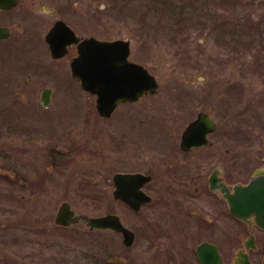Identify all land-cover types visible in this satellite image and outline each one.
<instances>
[{
	"label": "rangeland",
	"instance_id": "374dc122",
	"mask_svg": "<svg viewBox=\"0 0 264 264\" xmlns=\"http://www.w3.org/2000/svg\"><path fill=\"white\" fill-rule=\"evenodd\" d=\"M81 2V33L130 39V60L147 67L159 87L105 118L69 66L25 87L27 74H9L0 62V264H199L194 248L206 238L224 246L230 264L246 227L228 214L208 224L213 196L202 193L204 205L191 200L202 182L185 178L184 169L208 173L226 148L229 180H246L264 162V0ZM43 85L54 88L48 107L39 106ZM200 110L217 130L189 162L172 152L171 140L178 143ZM158 138L164 149H151ZM55 148L65 154L52 170ZM127 170L152 175V202L139 212L113 202L111 175ZM181 174L188 186H178ZM62 202L91 216L116 212L134 231L133 243L125 247L120 234L83 223L57 225ZM263 250L254 264H262Z\"/></svg>",
	"mask_w": 264,
	"mask_h": 264
},
{
	"label": "flooded vegetation",
	"instance_id": "af4514ba",
	"mask_svg": "<svg viewBox=\"0 0 264 264\" xmlns=\"http://www.w3.org/2000/svg\"><path fill=\"white\" fill-rule=\"evenodd\" d=\"M83 16H84L83 4L81 0H0V62L1 64L4 66L5 70H7L9 74L13 72H16L17 74H27V78L23 82V85L25 87L28 86L27 84H29L30 80L36 75H48V74L61 75L66 73V69L70 65L71 60L77 54V44L84 37L93 36L99 38L96 35L92 34L93 32L81 33L79 27L80 25L79 23H81V20L79 22V19H81V17ZM92 29H94L93 26ZM99 39L126 40L129 42V46L131 47V41L130 39L127 38L102 37ZM35 55L37 60L34 59ZM130 55H131V49L129 50L128 60H130ZM42 90L46 91L45 96L47 97V100H49L48 106H50L51 97L54 88L51 86L43 85L41 91ZM39 103H41L40 95H39ZM120 104H126V103L117 104L116 107L111 112L109 118L113 115L116 108ZM200 111H204V110H200ZM200 111H198L192 119L188 120L186 125L190 121H192ZM204 112L208 113L211 116L209 112L207 111ZM183 130L179 135V141L177 144L175 143L174 139L171 140V145H173V148H171V150L173 153L174 152L180 153V155L187 156L189 162L191 161L194 162L196 153L204 152V150L212 144L210 137L216 132L217 123L215 130L210 135H208V142L204 146H197L195 144H192V146H190L189 148H184L181 143ZM166 144L167 142L164 139L160 141V138H158L156 144L154 143L153 147L150 145V148L164 149V146ZM230 150L231 149L226 148L222 151V153L220 152V155L222 157L220 163L214 165L208 173L202 172L200 174L195 175L194 173H190V170L184 169L185 174L184 173L183 174L184 177L187 179L189 178L191 182H193L195 179L197 180V178L201 179L202 183H200L193 189V193L190 196V199L193 200L195 203L204 205L205 202L204 199L206 196L201 197L200 195L202 193L205 194L206 192H209L210 195L213 196L214 203H212L210 206L213 208L212 209L213 213L209 215L210 223L208 224L212 225V223H214L217 220L216 218L217 216L221 214L224 215L228 214L234 220L242 222L245 225L248 235L242 241L243 243L242 249L247 252L249 258L252 261L253 255L259 253L261 248L264 249V229L260 228L255 223L254 221L255 216L253 215L248 216V221H242L239 218L234 217L229 212L226 198L223 196L221 189L223 187L228 186L230 192H233L232 189L233 185L238 183L244 184L248 182V180L253 175L257 177H263L264 162L262 165L256 167L247 177L246 180L243 181L229 180L226 172V167H227L226 161L227 159H229L227 157V153L230 152ZM236 152L238 153V155L235 159L237 161H240L242 152L239 149H237ZM64 154L65 153L62 152L60 148L49 150L48 155H50V159H51L49 166L52 168V170H54L58 166V162H57L58 157ZM236 164L237 166H235V168L238 169V167L241 166L242 163L240 161V163H236ZM178 165L189 166L190 163H186L183 160H181ZM129 171L132 170H127L123 172H129ZM135 171H141V170H135ZM116 172L117 171L113 172L111 175L112 190L114 189V175ZM161 175L164 176V179L169 181L164 171L161 173ZM149 176L152 177V175ZM177 179L179 182L178 186H181L183 184L188 186L189 182H181L183 179L182 174ZM149 182H146L144 184V190L153 199V196L147 191V184ZM169 183L172 184L171 181H169ZM182 190L183 189L181 187L180 191ZM113 202L122 203L121 201H119V199H114V198H113ZM192 215H195V211H191V216ZM198 216H199L198 219L201 221V224L202 225L205 224L204 220H206V218L204 217V214L198 213ZM200 216H203L205 219H202ZM206 231L205 234H207ZM253 231L254 232L258 231L261 234L258 233L257 235ZM222 240L223 243L226 242L223 238ZM202 241H207L209 243L216 245L218 252L222 257L223 264H227L226 260L228 259V256L225 253L224 246H222L221 243H219L217 240L210 238L203 239ZM245 242L248 243L247 249L245 247ZM197 245L194 248V257L198 262L196 255ZM238 249L240 248L236 249L235 253L231 258V264L233 263L234 258L236 257V253ZM263 255H264V250H263ZM252 263L254 264L253 261Z\"/></svg>",
	"mask_w": 264,
	"mask_h": 264
},
{
	"label": "water",
	"instance_id": "95a60500",
	"mask_svg": "<svg viewBox=\"0 0 264 264\" xmlns=\"http://www.w3.org/2000/svg\"><path fill=\"white\" fill-rule=\"evenodd\" d=\"M128 52L127 42L101 41L90 37L78 44V55L71 62V72L80 80L83 88L98 95L97 108L104 116L111 114L118 101H132L143 92H154L157 88L153 75L149 74L144 67L127 62ZM97 67L99 70L96 69ZM45 93L44 90L42 93L44 106L48 104ZM215 128L216 125L210 116L205 112H199L184 129L182 146L189 148L192 144L206 145L208 135ZM148 180L149 177L142 173H115L114 195L137 210L141 203L150 200V197L142 191V186ZM221 190L234 216L247 221L248 216L253 214L255 222L264 228V176L253 177L247 184L234 185L232 193L226 187ZM54 221L59 225L82 222L91 229H112L121 232L125 246H130L134 240V233L122 224L118 216L114 214L89 216L77 213L67 202L60 204ZM197 253L201 264H222L220 255L213 244L201 243ZM234 262L235 264H251L246 253L241 251L237 253Z\"/></svg>",
	"mask_w": 264,
	"mask_h": 264
}]
</instances>
